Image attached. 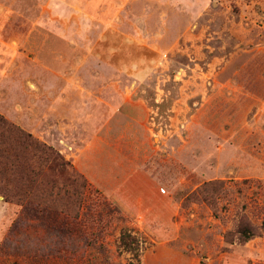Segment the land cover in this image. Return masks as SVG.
<instances>
[{
    "label": "rangeland",
    "instance_id": "374dc122",
    "mask_svg": "<svg viewBox=\"0 0 264 264\" xmlns=\"http://www.w3.org/2000/svg\"><path fill=\"white\" fill-rule=\"evenodd\" d=\"M55 8L0 0V114L70 163L0 195V264H264V0Z\"/></svg>",
    "mask_w": 264,
    "mask_h": 264
},
{
    "label": "trees",
    "instance_id": "16d2710c",
    "mask_svg": "<svg viewBox=\"0 0 264 264\" xmlns=\"http://www.w3.org/2000/svg\"><path fill=\"white\" fill-rule=\"evenodd\" d=\"M60 158L62 156L53 147L0 114V195L21 203L32 197L44 198L48 185L58 188V173L63 175L70 170L67 169L70 163L58 162ZM71 174L73 179L82 178L74 170H71ZM237 231L244 239L257 234L255 228L243 219L240 220ZM122 243L138 256L137 237L126 232L122 235Z\"/></svg>",
    "mask_w": 264,
    "mask_h": 264
},
{
    "label": "crops",
    "instance_id": "0c3cea01",
    "mask_svg": "<svg viewBox=\"0 0 264 264\" xmlns=\"http://www.w3.org/2000/svg\"><path fill=\"white\" fill-rule=\"evenodd\" d=\"M56 3V8L53 9L55 15H59L62 6H68L70 13L76 19V23L79 24H91L94 21L100 23L102 26L106 25L105 18L100 17V14H115L117 16H121L127 12V5L128 2H134L135 0H54ZM58 2V8H57ZM3 11V10H2ZM50 11H52L50 9ZM51 12V13H53ZM80 20V21H79ZM91 21V22H90ZM75 23V22H73ZM75 24H70V28L73 30L75 29ZM88 23V24H87ZM57 28V24L55 26ZM68 91L66 94H69L71 90H75L73 87H68ZM62 101L64 99H61ZM87 115V114H86ZM90 148L89 144H85V146L78 148L80 152L76 155L74 159V164L80 167V170L83 172L85 171V164H84V156L87 157L88 150ZM85 154V155H83Z\"/></svg>",
    "mask_w": 264,
    "mask_h": 264
}]
</instances>
